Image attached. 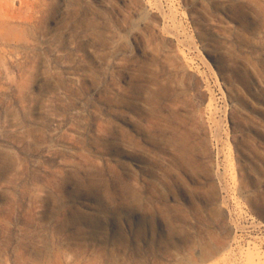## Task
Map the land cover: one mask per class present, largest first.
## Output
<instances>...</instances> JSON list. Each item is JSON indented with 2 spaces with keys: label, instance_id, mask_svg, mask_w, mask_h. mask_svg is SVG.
<instances>
[{
  "label": "rangeland",
  "instance_id": "374dc122",
  "mask_svg": "<svg viewBox=\"0 0 264 264\" xmlns=\"http://www.w3.org/2000/svg\"><path fill=\"white\" fill-rule=\"evenodd\" d=\"M0 264H264V0H0Z\"/></svg>",
  "mask_w": 264,
  "mask_h": 264
}]
</instances>
